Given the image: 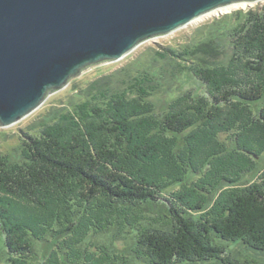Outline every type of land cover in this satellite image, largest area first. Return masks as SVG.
Returning a JSON list of instances; mask_svg holds the SVG:
<instances>
[{"label":"trees","instance_id":"1","mask_svg":"<svg viewBox=\"0 0 264 264\" xmlns=\"http://www.w3.org/2000/svg\"><path fill=\"white\" fill-rule=\"evenodd\" d=\"M230 37L225 63H201L192 47L161 53L203 92L160 112L157 69L121 87L104 74L27 135L20 159L0 151L5 264H34L39 242L42 264H244L230 247L264 252V167L244 180L264 156V13L247 12ZM111 231L131 259L90 239Z\"/></svg>","mask_w":264,"mask_h":264},{"label":"water","instance_id":"2","mask_svg":"<svg viewBox=\"0 0 264 264\" xmlns=\"http://www.w3.org/2000/svg\"><path fill=\"white\" fill-rule=\"evenodd\" d=\"M264 0H0V126L201 21Z\"/></svg>","mask_w":264,"mask_h":264},{"label":"rangeland","instance_id":"3","mask_svg":"<svg viewBox=\"0 0 264 264\" xmlns=\"http://www.w3.org/2000/svg\"><path fill=\"white\" fill-rule=\"evenodd\" d=\"M258 11L264 13V5L231 11L220 16L201 21L184 30L163 39L159 42L150 44L134 53L130 57L120 63L95 73L64 93L50 95L47 100L28 114L23 119L16 123L5 126H0V151L10 154L13 159L18 160L21 157L23 141L27 135H38L43 124L52 120L60 112H67L75 107L82 100V93L89 82L104 74L112 76L113 84L123 86L124 82L130 81L133 77L140 76L145 69H157L159 72L158 80L162 83V90L157 94L154 100L158 104V110L162 112L168 100L178 96L183 92L194 89L195 93L203 92L202 83L190 73L174 77L173 71L174 60L169 57L162 58L161 53L165 52L166 48L170 47L177 52H181L184 48H191L192 55L201 63L214 64L225 63L228 61L231 52V32L243 22L247 12ZM239 12V13H238ZM239 18H238V16ZM264 167V156L260 159L259 170L245 176L246 182H252L258 177L260 170ZM114 231L91 236L94 240L101 243H113L118 252H126L128 259H131L130 242L123 234H114ZM45 243H37L35 249L38 254L33 258L34 264H42L44 260L43 248ZM232 255L244 264H264V252H256L245 245L237 246V248H229ZM6 256L3 251H0V264H5ZM252 261V262H251ZM133 262V260H131ZM138 264H146L138 261ZM219 260L200 261L195 264H219ZM182 264V263H176Z\"/></svg>","mask_w":264,"mask_h":264}]
</instances>
